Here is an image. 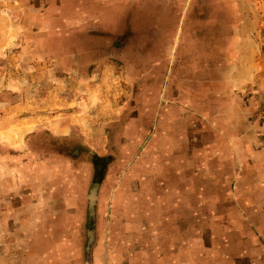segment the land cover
Instances as JSON below:
<instances>
[{"label":"rangeland","instance_id":"374dc122","mask_svg":"<svg viewBox=\"0 0 264 264\" xmlns=\"http://www.w3.org/2000/svg\"><path fill=\"white\" fill-rule=\"evenodd\" d=\"M55 3L0 0V264L264 262V0ZM246 73L244 145L208 118Z\"/></svg>","mask_w":264,"mask_h":264},{"label":"crops","instance_id":"0c3cea01","mask_svg":"<svg viewBox=\"0 0 264 264\" xmlns=\"http://www.w3.org/2000/svg\"><path fill=\"white\" fill-rule=\"evenodd\" d=\"M10 1V7L11 9H17L19 10L20 9V17H17V12L16 13H11V19L14 21V29L15 30H18V31H21L22 28H23V24H22V19L23 17H30L32 19H34L35 21H37L38 23H43L45 21V17L47 18V20L51 17L52 18V32H55L56 31V28H55V23H56V19L55 17L58 16V12H59V9H57V3H55V0H49L50 1V5H49V12H47V14L42 10L38 9L37 6L33 5L32 7H30L31 5L29 4H25L22 0H9ZM227 1H231V0H227ZM36 26V24L34 25ZM14 30V31H15ZM8 31V30H7ZM215 40V38H214ZM6 42H2L0 40V48H17V47H24L22 46L23 44H18L17 42H12L10 46H6L5 44ZM237 43V42H236ZM20 45V46H18ZM28 47V46H26ZM252 75L250 73L249 74H245V78H244V81H243V91H244V104L241 105L240 102H238V99L242 97V95L240 94H236V88L237 86H241V82L240 80H238L236 82L235 85H231L229 86V84L227 83H223L221 80H216L214 79L213 81V84L211 86V88L215 91L213 92H217L216 94L213 93V98H215L216 100L215 101V104L211 105L212 106V111H213V114H215V112L218 113H221V112H230V115L229 116H218V115H212L211 117H209L208 119L210 120V124L213 126L214 129H218L220 130V127H223L224 124H228L229 126V130H231V133L232 135H235L236 136L238 135L237 133V129L239 130V142H243L244 145H247L248 143H250L252 141V132H251V129H252V124H251V121H250V118L252 116V99H250L248 96H247V93L249 94L250 91H251V85H252ZM171 81L172 79L169 77V79L167 80L166 82V89H165V94H164V97L166 99V101L168 100V97L170 96V91L169 89V85H171ZM200 85V92L198 91V100L200 99H203L205 97H201L202 95H204L205 92H203V86H205L204 83H202V89H201V84ZM234 89V90H233ZM202 90V92H201ZM216 97H215V96ZM218 96V97H217ZM248 97V98H247ZM208 100H209V97H208ZM199 103V101H198ZM228 107V108H227ZM222 108H227L226 110L225 109H222ZM162 112V111H161ZM173 112L171 114H169V111H167L164 115V121L163 123H161L162 126H164V128H170L171 125H170V119H171V116H172ZM232 114V115H231ZM238 119H239V122H238ZM239 123V128L236 127V125H238ZM134 134L137 136L139 135L140 136V132L137 131V124L134 123ZM163 128V127H161ZM243 129V130H242ZM218 132V131H217ZM220 132V131H219ZM218 132V135L220 136V133ZM218 136V137H219ZM218 137H216L218 139ZM221 137H219L220 139ZM217 140L218 143H220L221 140ZM238 139V138H237ZM252 150V149H251ZM252 152L249 154V157L251 156ZM243 171V170H242ZM176 190V191H175ZM169 189L168 191L169 192H177L178 190L177 189ZM253 234V238H251L250 236H248V239H252V241L255 242V239H257V235H255V233H252ZM248 244V242H247ZM249 249V247H246ZM247 253H250V252H247ZM253 263V261H252ZM253 264H264V262L262 260H255Z\"/></svg>","mask_w":264,"mask_h":264}]
</instances>
